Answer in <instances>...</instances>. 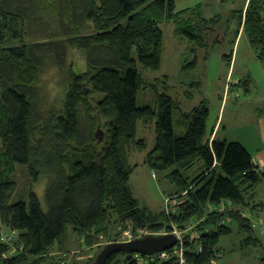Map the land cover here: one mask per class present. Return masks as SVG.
I'll return each instance as SVG.
<instances>
[{
	"label": "trees",
	"instance_id": "trees-1",
	"mask_svg": "<svg viewBox=\"0 0 264 264\" xmlns=\"http://www.w3.org/2000/svg\"><path fill=\"white\" fill-rule=\"evenodd\" d=\"M46 1L48 9L43 0H0V224L13 233L3 239L0 231V264H65L52 251L65 241L68 226L93 246L102 234L112 235L113 226L116 235L126 230L155 235L175 225L183 233L186 264H204L220 253V237L232 231L227 221L247 232L243 244H255L252 216L263 202L254 196L264 169L244 144L207 135L209 110L203 103L183 114L184 134L175 131L178 106L167 92L157 93L153 106L137 105L143 82L138 63L152 70L161 66V22L172 21L194 44V58L184 68H195L197 49L220 42L229 18L205 17L197 7L176 10L174 0ZM31 4L51 13L47 29L61 31L55 38L27 42ZM233 13L232 41L242 28L256 58L264 61V0H248ZM73 48L86 55L83 71L65 60ZM92 51L108 59H96ZM224 56L231 63L232 53ZM43 67L67 70L63 102L48 119L37 98ZM139 121H154L156 133L143 162L154 171L173 168L171 178L181 185L169 194L175 202L169 211L140 206L132 193L129 180L137 164L130 163L129 151L147 148L137 136ZM18 165L28 167L32 181L44 180L46 209L32 189L28 200L11 201ZM195 165L201 170L188 181L184 172ZM225 200L230 208L215 209ZM134 255L114 252L105 264H179L174 257L143 255L148 260L140 261Z\"/></svg>",
	"mask_w": 264,
	"mask_h": 264
},
{
	"label": "rangeland",
	"instance_id": "rangeland-1",
	"mask_svg": "<svg viewBox=\"0 0 264 264\" xmlns=\"http://www.w3.org/2000/svg\"><path fill=\"white\" fill-rule=\"evenodd\" d=\"M24 1L26 3V0ZM174 1L176 10L197 7L205 17H213L220 14L225 19L229 18L228 29L224 32L222 28L219 32V34L222 33L220 42L212 43L207 48L197 49L198 63L195 68H184V65L187 62H191L194 58L195 53L192 51L194 44L187 36L178 34L175 31V25L172 21L164 20L161 22L160 26L163 29L161 66L157 70H152L138 63L137 67L143 82L138 90L137 105L153 106L156 101V94L167 92L178 106L173 113L175 131L184 134V126H186L188 121H186L183 114L191 113L194 107L203 103L209 110L205 122L207 135H210L212 128L219 119L221 126L218 135L221 138L237 140L241 143L247 142L251 134H255L258 114L261 112L259 108H263V104L261 105L260 103L259 93L254 88L247 90L248 85L244 82V74H247L246 66L250 61V58H248L250 49L246 38L241 39L239 45H236V49L232 41L234 29L237 27V16L233 15V11L245 4L246 0ZM43 6L46 9L49 8L46 0H43ZM38 7H32V4L28 6L33 15L32 20L28 22L32 23L31 25L33 26L30 32L28 29L27 42L29 43L33 42L30 40L44 41L51 34L54 36H52L53 39L57 36L56 31L61 32L59 29L54 30V32H51L49 28L47 29L48 25L53 22L52 15L50 12L43 13L40 9L36 10ZM44 25L46 26L43 27ZM234 49L236 53L238 52L235 62L236 66L234 72L231 70L229 73L230 60L224 55H230ZM92 54L96 59L103 60V62L108 59V54H99L96 51H92ZM133 55L136 58L135 51ZM85 56L83 50L73 48L68 50L65 60L72 61L77 70L83 71L87 66ZM66 77L67 70L64 67H43L38 84L40 90H37V98L39 97V105H42L40 112L47 119L51 115L50 110L58 109V106L63 102L66 90ZM237 79H241L239 84L234 83ZM102 96L103 94L101 93H96L95 95L97 98ZM137 136L145 139L147 148L142 151L131 148L129 151L130 163L137 164L130 175V187L140 206H147L153 212H160L165 208L166 198L170 197L169 194L181 189V185L171 178L173 168L154 171L143 162L146 152L155 144L154 121L147 123L139 121ZM258 137L256 135V139ZM200 170L199 166L195 165L184 172V175L190 181ZM217 171L220 172V168H217ZM153 172H155V175ZM13 178L18 186L12 194V202L19 198L28 200L32 189L39 197L43 208L46 209L44 180L32 181L28 167L23 165L16 167ZM255 218V216H252L253 222H256ZM227 223L232 228V231L229 234L222 235L217 245L223 253L222 260L226 264H246L245 260L242 261V257L239 258L240 255L245 257L247 264H250L255 255L264 254V239H262V243L243 244L244 246L241 247L240 243L243 242L241 238L245 237L247 232H239L234 222L227 221ZM256 228L255 232L258 234L259 226ZM0 231L6 234L9 230L4 224H0ZM118 232V227L113 226L110 230L112 235L102 234L97 244L88 246L84 245L82 238L72 231L71 226H68L65 241L60 245L61 247L57 244L52 253L56 257H64L65 264H82L88 259H92L93 262L98 252L106 244L112 242L114 238L120 241L128 239L127 232L124 231L116 235ZM46 264H49V262ZM53 264H57V262Z\"/></svg>",
	"mask_w": 264,
	"mask_h": 264
},
{
	"label": "crops",
	"instance_id": "crops-1",
	"mask_svg": "<svg viewBox=\"0 0 264 264\" xmlns=\"http://www.w3.org/2000/svg\"><path fill=\"white\" fill-rule=\"evenodd\" d=\"M247 1L245 2V6L247 4ZM242 38H246L244 33L242 32V28L240 29V32L238 34V36L236 37V40L234 42V48L236 49V45L240 43ZM246 42L249 46L250 49V56L248 58H250V61L247 63L246 66V72L247 74L245 76L244 82L247 86V90H249L250 88H254L255 91L257 93H259V99H260V103L262 105L263 108H259V111H261L258 114V118H257V125H256V130H255V134H251V137L249 140H247V142H242V144H244V146L249 150V152L252 154L253 157V161L254 163L260 168V169H264V61H260L256 58L254 50L252 48V46L249 44L248 40L246 39ZM235 49L232 52V57H231V63H230V71L232 70V72H234L235 69V62H236V58L238 56V52L236 53ZM233 68V69H232ZM231 72V73H232ZM228 73V74H229ZM241 79H237L234 81V83L239 84L241 81ZM223 103V102H222ZM222 107V104H221ZM262 109V110H261ZM221 126V122H219V119L217 120L216 124L214 125V127L211 130V138L213 137H220L218 135L219 133V128ZM256 135H258L259 137L256 139ZM254 199L256 201H261L263 202L262 205H260L258 207V209L256 210V212L254 213V216L256 217V227L259 226L258 230H259V235L256 234V236L258 237V240H256V243H262V239H264V180L263 182L257 187L256 189V194L254 196ZM237 227V225H236ZM238 229V227H237ZM257 229V228H256ZM239 230V229H238ZM256 231V230H255ZM244 233L243 231H239ZM256 233V232H255ZM244 237L241 238V240H243ZM240 246L243 247V242L240 243ZM243 258V260H245L246 264L247 261L245 259L244 256H241L239 258ZM264 254H257L254 256V258L250 261V264H264ZM223 258V253L220 250L219 255L216 257V264H226L224 262V260H222Z\"/></svg>",
	"mask_w": 264,
	"mask_h": 264
},
{
	"label": "water",
	"instance_id": "water-1",
	"mask_svg": "<svg viewBox=\"0 0 264 264\" xmlns=\"http://www.w3.org/2000/svg\"><path fill=\"white\" fill-rule=\"evenodd\" d=\"M178 238L173 233L164 235L149 234L144 237L134 238L129 241H116L106 244L96 255L90 264H105L107 258L114 252L151 255L159 251L171 248Z\"/></svg>",
	"mask_w": 264,
	"mask_h": 264
},
{
	"label": "built area",
	"instance_id": "built-area-1",
	"mask_svg": "<svg viewBox=\"0 0 264 264\" xmlns=\"http://www.w3.org/2000/svg\"><path fill=\"white\" fill-rule=\"evenodd\" d=\"M166 202L167 203H165V209H167L169 211L170 205H174L175 202L171 197L166 198ZM230 207H231V202L225 200V201H222L220 204H218L215 207V209L221 211L223 209L230 208ZM247 214L249 215V213H247ZM253 224H254V226H256L255 222ZM125 232L128 233L129 237L127 240H124V241H129V240L134 239V238L143 237L144 235L153 234L147 230H139L137 232V234H134L133 232H131L129 230H126ZM168 233H173L178 238L177 242L171 248L156 252V253L151 254V255L141 254V253L135 252L134 257L140 261H147L148 260L147 258H144L143 255H146V257H148L150 259H159V260H166L168 258L174 257L178 261L179 264H186L187 261H186V256H185L184 243H183V233L180 229H178L175 225H173L171 230L167 231L164 229L161 232L156 233L155 235H164V234H168ZM12 236H13V233L11 232L9 234H5L3 236V239H11ZM201 250H202V247H199V251H201ZM218 255L219 254H217L216 257ZM216 257L210 259V261H208L207 263H204V264H216Z\"/></svg>",
	"mask_w": 264,
	"mask_h": 264
}]
</instances>
